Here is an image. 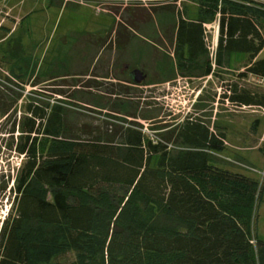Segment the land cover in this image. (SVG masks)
<instances>
[{
	"label": "trees",
	"instance_id": "obj_1",
	"mask_svg": "<svg viewBox=\"0 0 264 264\" xmlns=\"http://www.w3.org/2000/svg\"><path fill=\"white\" fill-rule=\"evenodd\" d=\"M197 1L196 18L178 16L182 64L208 57L207 26L216 22L218 64L227 54H245L247 73L264 78V0ZM139 12L117 25L114 48L124 51L132 32L151 20ZM21 61L10 70L18 78L32 67ZM212 73L207 62L205 76ZM111 86L114 102L130 103L131 94ZM4 90V148L21 164L3 187L12 181L14 196L0 224V264H49L70 252L71 264H264V240L254 229L264 183L211 161L210 153L226 150L222 129L188 117L174 140L148 138L131 123L76 133L61 107L20 105L21 95ZM223 98L264 109V95L233 86ZM172 142L190 149L175 155Z\"/></svg>",
	"mask_w": 264,
	"mask_h": 264
},
{
	"label": "rangeland",
	"instance_id": "obj_2",
	"mask_svg": "<svg viewBox=\"0 0 264 264\" xmlns=\"http://www.w3.org/2000/svg\"><path fill=\"white\" fill-rule=\"evenodd\" d=\"M136 10L151 20L135 29L127 48L119 51L111 34ZM197 13V0H0V86L10 96L21 95L20 105L31 101L61 107L76 133L131 123L148 138L166 141L176 138L188 117L200 119L226 132V150L210 153L211 161L263 184L264 109L233 106L223 97L228 86L264 95V78L247 73L250 61L245 54H227L218 64L216 22L208 24V57L182 64L174 42L178 16L194 19ZM21 59L32 60V67L18 78L10 70ZM207 62L212 63L210 76H205ZM25 63L21 66L26 70ZM137 69L147 75L143 85L131 79L130 72ZM111 85L131 94L130 103L114 102L107 95ZM4 131L1 123L0 224L14 196L9 191L12 181L7 190L3 187L21 164V158L4 148ZM189 149L170 144L175 155ZM254 229L264 240V203ZM75 258L70 252L49 264H71Z\"/></svg>",
	"mask_w": 264,
	"mask_h": 264
},
{
	"label": "water",
	"instance_id": "obj_3",
	"mask_svg": "<svg viewBox=\"0 0 264 264\" xmlns=\"http://www.w3.org/2000/svg\"><path fill=\"white\" fill-rule=\"evenodd\" d=\"M130 76H131V79L132 81L136 84V85H143L144 82L146 81L147 79V75L145 73H143L142 71L140 70H133L131 73H130Z\"/></svg>",
	"mask_w": 264,
	"mask_h": 264
},
{
	"label": "built area",
	"instance_id": "obj_4",
	"mask_svg": "<svg viewBox=\"0 0 264 264\" xmlns=\"http://www.w3.org/2000/svg\"><path fill=\"white\" fill-rule=\"evenodd\" d=\"M207 29L209 30V26H207ZM218 39H219V28H218V25H217V33H216V36L214 38V46H216L215 48H217V44H218ZM242 108H248V107H242Z\"/></svg>",
	"mask_w": 264,
	"mask_h": 264
},
{
	"label": "flooded vegetation",
	"instance_id": "obj_5",
	"mask_svg": "<svg viewBox=\"0 0 264 264\" xmlns=\"http://www.w3.org/2000/svg\"><path fill=\"white\" fill-rule=\"evenodd\" d=\"M124 70H129V66H124ZM132 71H133V70H132ZM132 71H131V72H132ZM131 72H130V73H131Z\"/></svg>",
	"mask_w": 264,
	"mask_h": 264
}]
</instances>
